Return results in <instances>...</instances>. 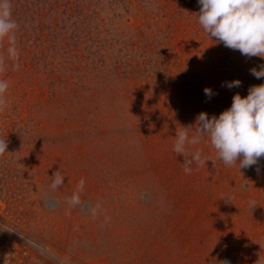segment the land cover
Returning a JSON list of instances; mask_svg holds the SVG:
<instances>
[{
	"label": "rangeland",
	"instance_id": "obj_1",
	"mask_svg": "<svg viewBox=\"0 0 264 264\" xmlns=\"http://www.w3.org/2000/svg\"><path fill=\"white\" fill-rule=\"evenodd\" d=\"M200 7L11 0L15 44L0 39V249L26 251L32 264H264V156L227 166L205 135L187 157L207 162L187 174L173 151L201 112L218 117L264 84L250 72L264 59L211 39ZM234 80L240 87L224 86ZM55 172L64 183L53 189Z\"/></svg>",
	"mask_w": 264,
	"mask_h": 264
},
{
	"label": "clouds",
	"instance_id": "obj_2",
	"mask_svg": "<svg viewBox=\"0 0 264 264\" xmlns=\"http://www.w3.org/2000/svg\"><path fill=\"white\" fill-rule=\"evenodd\" d=\"M198 4L201 6L198 23L211 39L215 38L216 42H222L229 49L238 50L245 57L264 59V0H198ZM17 28L12 17L11 0H0V39L9 37L14 45ZM9 51L15 53V48ZM250 72L257 79L264 78V65L259 71L252 68ZM240 85V80H234L224 86L231 89ZM7 88V81L0 80V103ZM204 93L208 98L214 95L210 88H205ZM191 131L192 126H182L176 132L173 147L177 155L185 158V173H191L194 162L198 166L206 164L207 160L201 158L199 151L192 153L191 158L187 157L188 147L199 144L205 135L225 165L238 164L239 169H244L257 164L264 156V84L251 86L245 97L235 94L231 106L218 117L209 118L207 113L201 112L196 119L195 135H190ZM8 143V136L0 134V152L7 149ZM52 178L53 189L64 183V177L58 172ZM84 184L81 179L77 192L68 200L69 204L80 203L79 193Z\"/></svg>",
	"mask_w": 264,
	"mask_h": 264
},
{
	"label": "built area",
	"instance_id": "obj_3",
	"mask_svg": "<svg viewBox=\"0 0 264 264\" xmlns=\"http://www.w3.org/2000/svg\"><path fill=\"white\" fill-rule=\"evenodd\" d=\"M27 257L26 251L21 253L14 247L0 249V264H32Z\"/></svg>",
	"mask_w": 264,
	"mask_h": 264
}]
</instances>
